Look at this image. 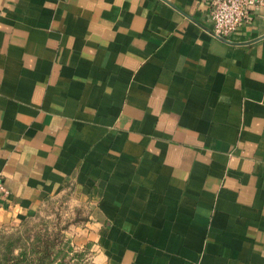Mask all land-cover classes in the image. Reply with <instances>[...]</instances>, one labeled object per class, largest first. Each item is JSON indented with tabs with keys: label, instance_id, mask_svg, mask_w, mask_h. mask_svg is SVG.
Returning a JSON list of instances; mask_svg holds the SVG:
<instances>
[{
	"label": "crops",
	"instance_id": "crops-1",
	"mask_svg": "<svg viewBox=\"0 0 264 264\" xmlns=\"http://www.w3.org/2000/svg\"><path fill=\"white\" fill-rule=\"evenodd\" d=\"M0 0V228L67 201L90 264H264V6Z\"/></svg>",
	"mask_w": 264,
	"mask_h": 264
},
{
	"label": "rangeland",
	"instance_id": "rangeland-1",
	"mask_svg": "<svg viewBox=\"0 0 264 264\" xmlns=\"http://www.w3.org/2000/svg\"><path fill=\"white\" fill-rule=\"evenodd\" d=\"M83 206L76 207L69 205L67 201L64 203H56L49 206L42 211L38 216L16 225L12 228H0V235L10 236L7 239L19 238L26 245H36L40 240H49L55 243L57 247L58 242L54 241L62 233L63 239H67L69 228L73 225H78L83 222ZM67 235V236H66ZM2 240V238H0ZM18 242V241H17ZM71 245V244H70ZM75 251V250H74ZM72 252L70 253V255ZM69 264H78L73 258L71 260L66 257ZM83 264H90V260L84 258Z\"/></svg>",
	"mask_w": 264,
	"mask_h": 264
},
{
	"label": "trees",
	"instance_id": "trees-1",
	"mask_svg": "<svg viewBox=\"0 0 264 264\" xmlns=\"http://www.w3.org/2000/svg\"><path fill=\"white\" fill-rule=\"evenodd\" d=\"M7 237L10 236L0 235V264H69L70 261H66V257L83 264L84 254L76 253L69 240L63 239L62 233L54 239L58 242L57 247L54 242L46 239L28 247L19 238L9 240Z\"/></svg>",
	"mask_w": 264,
	"mask_h": 264
},
{
	"label": "built area",
	"instance_id": "built-area-1",
	"mask_svg": "<svg viewBox=\"0 0 264 264\" xmlns=\"http://www.w3.org/2000/svg\"><path fill=\"white\" fill-rule=\"evenodd\" d=\"M211 32L226 39L242 25L250 22L252 13L264 6V0H207ZM8 189L0 173V199H4Z\"/></svg>",
	"mask_w": 264,
	"mask_h": 264
},
{
	"label": "water",
	"instance_id": "water-1",
	"mask_svg": "<svg viewBox=\"0 0 264 264\" xmlns=\"http://www.w3.org/2000/svg\"><path fill=\"white\" fill-rule=\"evenodd\" d=\"M207 30L212 34L211 30H209V29H207ZM212 35H213V34H212ZM216 38H218V39H220V40H222V41H224V42L230 43V44H236V42L231 41V40L226 39V38H223V37H220V36H216Z\"/></svg>",
	"mask_w": 264,
	"mask_h": 264
}]
</instances>
